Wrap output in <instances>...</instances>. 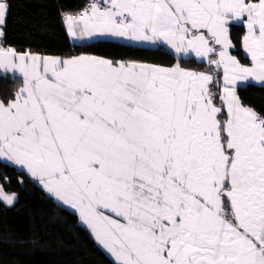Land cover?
Listing matches in <instances>:
<instances>
[{"label":"snow or ice","instance_id":"obj_1","mask_svg":"<svg viewBox=\"0 0 264 264\" xmlns=\"http://www.w3.org/2000/svg\"><path fill=\"white\" fill-rule=\"evenodd\" d=\"M9 7L0 0V26ZM233 20L246 26L250 66L229 53ZM64 22L76 40L211 54L222 87L179 62L0 47L4 75L23 77L14 98L0 99V161L75 209L116 264H264V112L236 90L264 82V0H94ZM16 200L0 186V202Z\"/></svg>","mask_w":264,"mask_h":264},{"label":"trees","instance_id":"obj_2","mask_svg":"<svg viewBox=\"0 0 264 264\" xmlns=\"http://www.w3.org/2000/svg\"><path fill=\"white\" fill-rule=\"evenodd\" d=\"M7 3L10 7L1 26L7 46L62 57L90 54L114 62L168 67L179 62L189 70L213 72L214 81L218 79L219 84L210 85L212 91L219 92L222 87L221 68L210 65L209 60L179 56L161 44L144 47L112 39L72 42L64 16L79 12L85 0H7ZM244 32L243 25L229 26L233 45L230 52L247 63L242 48ZM4 73L0 70V99H12L23 80L18 75ZM236 90L245 105L264 112V85L246 83ZM0 184L17 196L12 206L0 202V264H115L89 229L78 221L77 214L57 203L24 170L0 161Z\"/></svg>","mask_w":264,"mask_h":264},{"label":"crops","instance_id":"obj_3","mask_svg":"<svg viewBox=\"0 0 264 264\" xmlns=\"http://www.w3.org/2000/svg\"><path fill=\"white\" fill-rule=\"evenodd\" d=\"M246 2H247V0H246ZM253 2H255V0H253ZM81 11H82V10H80V11L77 12V13H80ZM77 13H75V14H77ZM230 24H240V25H243L244 28H245V32H244L243 37L247 34V29H246V26H245L244 23H242V22H240V21L233 20V21H231V22L229 23L228 28H229ZM64 25H65V29H66V32H67V26H66L65 22H64ZM0 28H1V26H0ZM67 35H68L69 39H70L72 42L83 43V42H89V41H92V40H97V39H91V40H90V39H87V38H85V39H83V40H76V39H73V38L68 34V32H67ZM228 35H229V32H228ZM243 37H242V48H243ZM109 39L116 40V41H120V40H122V41H120V42H124V41L127 40V42H131V44L138 45V46H144V47H155L157 44H158V45L161 44V45H163V46L166 47V44H165V43H161V42H157L156 44H151L150 42L133 41V40H129V39H126V38H109ZM229 39H230V37H229ZM125 43H126V42H125ZM167 46H168V47H167L168 49L172 50L175 54H177V53L175 52V50L171 48L170 45H167ZM9 47H11L12 49H14L15 52L17 53V55H25V54H27V55H38V56H41V57H53V56H56V57H60V58H62V59H67V58H71V57H74V56H80V55H74V56H71V57H62V56H57V55L48 56L47 54H42V53H40V52H36V51H30V50H19V49L13 47V46H7V45L4 46V48H9ZM217 53H218V52H217ZM229 53H230L231 55H233V54L230 52V49H229ZM243 54L246 56L244 48H243ZM83 55H90V54H83ZM177 55L181 56V54H177ZM92 56H95V55H92ZM190 56H194V57H196L194 53L190 54ZM233 56H235V55H233ZM97 57H99V56H97ZM217 57H218V55H217ZM235 57H236V56H235ZM246 57H247V56H246ZM101 58H103V57H101ZM196 58H197V57H196ZM205 58H207V57H205ZM210 58H212L211 54H210V56H209V59H210ZM236 58H237V57H236ZM105 59H107V58H105ZM198 59H201V58H198ZM237 59H238V58H237ZM247 59H248V62H247V63H243V62H241V61H240V62H241L242 64H244V65H249V66H250V64H251L250 57H247ZM238 60H239V59H238ZM172 66H173V65H172ZM167 67H168V66H167ZM169 67H171V66H169ZM221 69H222V71H223V67H222V66H221ZM0 70L3 71V72H5V69L0 68ZM188 70H189V69H188ZM197 72H198V71H197ZM199 72H201V71H199ZM7 73H9V74H11V73H15V75H16V74H17V75L19 74L18 76H20L21 78H23L22 75H21L19 72H13V71H11V70H8ZM222 78H223V74H222ZM246 83H254V84H258V85H264V82H258V81L251 80V79H250L249 81H247V82H242V83H240L239 85H243V84H246ZM222 84H223V81H222ZM22 85H23V84H22ZM239 85H238V86H239ZM21 87H22V86H21ZM14 166H15V165H14ZM15 167H17L18 169H20L18 166H15ZM22 170H23V169H22ZM24 171L26 172V170H24ZM32 179H33V178H32ZM33 180L36 181L37 183H39L38 180H35V179H33Z\"/></svg>","mask_w":264,"mask_h":264},{"label":"rangeland","instance_id":"obj_4","mask_svg":"<svg viewBox=\"0 0 264 264\" xmlns=\"http://www.w3.org/2000/svg\"><path fill=\"white\" fill-rule=\"evenodd\" d=\"M120 41H122V40H120ZM131 43V42H127V40L126 41H124V43ZM158 45V44H157ZM156 45V46H157ZM166 47H168L167 46V44H166ZM217 47V52H219V50H220V48H219V46H216ZM48 56H52V55H48ZM53 57H56V56H53ZM215 58H218L217 56L215 57ZM198 59V58H197ZM199 60H205V61H208L209 60V57H207V58H203V59H199ZM138 63H145V62H138ZM146 64H150V63H146ZM153 65H155V64H153ZM158 66H161V65H158ZM216 66V65H215ZM163 67H167V66H163ZM221 68V67H220ZM11 74H15V73H11ZM209 74H211V75H214V73L213 72H209ZM17 75V74H16ZM19 75V74H18ZM22 80H23V78H22ZM23 86V85H22ZM6 162V161H5ZM27 173V172H26ZM39 185H40V183H38ZM0 186H2L1 184H0ZM41 186V185H40ZM42 187V186H41ZM43 188V187H42ZM45 191V190H44ZM7 192V191H6ZM46 192V191H45ZM7 193H9V194H13V193H11V192H7ZM47 193V192H46ZM49 196H51V197H53L51 194H49V193H47ZM53 199L57 202V203H59V204H62V202H59V201H57L56 199H55V197H53ZM6 205V204H5ZM62 205H64V204H62ZM6 206H9V205H6ZM12 206V205H11ZM64 206H66V207H68V208H70V209H72L70 206H68V205H64ZM76 214H77V217H78V221L82 224V225H84L81 221H80V218H79V214H78V212L75 210V209H72ZM84 226H86V225H84ZM87 227V226H86ZM88 228V227H87ZM89 229V228H88ZM89 231H90V233H91V235L93 236V238H94V235L92 234V232H91V230L89 229ZM95 239V238H94ZM96 241V240H95ZM96 243L112 258V260L115 262V264H116V261H115V259H114V257H112L111 256V254L106 250V249H104L103 248V246L102 245H100L99 244V242L98 241H96Z\"/></svg>","mask_w":264,"mask_h":264},{"label":"built area","instance_id":"obj_5","mask_svg":"<svg viewBox=\"0 0 264 264\" xmlns=\"http://www.w3.org/2000/svg\"><path fill=\"white\" fill-rule=\"evenodd\" d=\"M92 2H94V0H85V3H84L81 10H84L85 8H87L89 6V4ZM4 46H5V44L3 42V38H0V47H4Z\"/></svg>","mask_w":264,"mask_h":264}]
</instances>
